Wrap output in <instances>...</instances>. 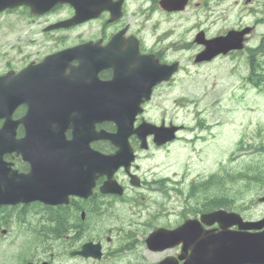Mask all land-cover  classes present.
Returning a JSON list of instances; mask_svg holds the SVG:
<instances>
[{
    "label": "flooded vegetation",
    "instance_id": "flooded-vegetation-1",
    "mask_svg": "<svg viewBox=\"0 0 264 264\" xmlns=\"http://www.w3.org/2000/svg\"><path fill=\"white\" fill-rule=\"evenodd\" d=\"M27 1L29 0H23L22 5L0 12V77L6 75V78L0 80V115L5 114L13 105L11 101H7V95L13 88L12 82L17 74L24 68L40 61V56H38L40 51L35 53L30 51V48L38 43L40 35H43V41L58 44L66 38L63 33L74 31L69 42L62 43L59 47L55 45L54 48L47 50V53L87 43L92 51H95L94 46L96 45L99 48L103 47L105 49L103 57L107 59L108 66L102 69L98 75L104 81L112 79L114 75L112 66L122 67L123 73L131 75L146 63L150 65L153 63L161 65L178 63V59L171 57L172 53L191 50L196 53L200 52L204 47L199 40L224 35L230 29L237 31L246 29L243 49L246 48L247 52H264V29H260L264 24V0H228L229 3L231 2L228 8L222 7L224 0H94L101 1L103 4L97 17L73 21L60 26H57L60 21L72 19L77 14L76 7L68 2H56L45 11L33 13L31 6L25 4ZM39 1L46 3L52 0ZM82 3V10L92 11V8L89 7V0H82ZM212 3L214 6H210ZM241 7H246L253 13L254 21L242 22V14L239 13V23L218 28L216 30L219 31L216 32L214 29L216 22L224 18V15L233 14ZM205 10H207V16L203 19ZM216 11H218L216 15L218 20L216 22L214 20L213 26L210 27L207 20ZM39 19L44 20L43 23H39ZM17 20L19 21V36H4L1 26L8 25L10 32H17ZM90 23H95L96 28H88ZM22 30L23 34H21ZM23 36L28 38L24 40ZM254 37H257V40L250 44L249 38ZM8 38L14 39L10 43ZM31 54L35 57H32ZM143 56L150 57L143 58ZM71 64L77 66L79 62L73 60ZM89 75L90 71L88 70L82 74L70 71L68 75L69 88H74L79 81L88 85ZM22 77L29 88L30 72L23 73ZM173 78L174 76L167 82L153 86L150 100L157 96L159 88L170 85L174 81ZM27 110V102L17 104L12 111L11 119L18 120ZM63 111L67 113L65 109ZM70 114L73 113L70 112ZM141 118L142 116L136 118L134 127L138 125ZM171 122L173 121H168L167 124ZM3 123L4 118L0 117V128ZM101 127L108 132L115 131V126L112 123H105ZM183 128L187 130L185 126ZM25 134L26 128L23 124L15 126L14 134L9 132L3 134L6 140H0V158L2 157L3 161L10 164L11 169L18 173H29L32 168L30 161H34L38 153L39 174L43 175L45 165H42L41 161H45V150L37 151L36 148H31V146L35 147L32 142L20 141L19 139ZM64 134L67 138H71V129L65 130ZM179 136L177 132L175 140H178ZM124 141L133 148L134 159L128 167V171L120 167L113 174L114 181L123 190L122 194L102 191L101 188L107 180L105 174H100L95 178L91 191H89L88 169L87 165L82 163L78 167L81 172V185L78 190L83 196L70 193L69 186L65 185L57 197L56 195L52 197L50 203H45L43 200H31L26 203L19 202L14 205L0 206V264L4 257V264H107L106 260L109 258L108 252H104L103 239L110 241L109 231L107 234L105 231L109 227L105 222L109 223L110 215L107 216L106 213L113 212L119 205L131 208L141 204L139 196L145 192L160 193L162 199H166L169 197V191H167L169 185H171V189L174 188V183L180 187L178 181L166 175L156 174L151 179L146 178L138 164L141 153L167 148L173 142L156 146L149 136L146 141V149L142 150L140 139L135 133L124 137ZM89 146L106 154L115 150L109 140L91 139ZM17 148L26 152L27 160L23 158ZM59 153L61 158L67 162L62 167L63 177L71 172V162L74 160V156L78 154L81 157L84 156V152L78 150L73 151L74 156L70 150H61ZM249 189L253 194L262 190L264 195V178L261 186L256 184ZM176 191L182 193L181 188L177 187ZM156 196L152 202L163 203V200L159 199L158 195ZM262 206L264 209V201ZM186 214L188 213L182 211V216L178 219L182 220ZM155 217L154 214L149 215L147 222L142 224L149 225L148 223H152ZM243 217L254 219V217L244 214ZM176 223L171 222L168 227H173ZM118 228L123 229L122 227ZM14 229L17 236L9 238L4 236L7 233H13ZM89 240L101 243L103 252L99 258L76 253L81 245ZM3 243L7 245L6 249L1 247Z\"/></svg>",
    "mask_w": 264,
    "mask_h": 264
},
{
    "label": "rangeland",
    "instance_id": "rangeland-1",
    "mask_svg": "<svg viewBox=\"0 0 264 264\" xmlns=\"http://www.w3.org/2000/svg\"><path fill=\"white\" fill-rule=\"evenodd\" d=\"M230 5L231 2L224 0L222 7L228 8ZM214 13H210L213 16L207 20L210 27L214 20H218V11ZM239 13L242 14V22L254 21L253 13L246 7H241L231 15H224V18L216 22L214 29L239 23ZM206 16L207 10L203 19ZM43 21L38 20L39 23ZM17 24V32H10L8 25L1 26L2 34L9 37L19 36L18 20ZM88 28H96V24L90 23ZM260 29H264V24ZM73 32L63 33L66 38L62 43L69 42ZM24 36L23 39L26 40L28 37ZM13 39L8 38V41L11 43ZM256 40L257 37L249 38L248 42L251 44ZM62 43L43 41V35H40L38 43L31 46L33 49L39 48L38 56H41L47 49L50 50L55 45L59 47ZM194 52L196 53L191 50L171 54V57L180 60L182 68L170 85L157 90V96L146 105L144 114V118L149 121L159 123L163 119L183 124L187 132L184 130L181 133L183 138L167 149L141 153L138 162L146 178L151 179L156 174L168 175L178 181L180 187L174 183V188L171 189L169 185V197L166 199H162L160 193L145 192L139 196L141 204L131 208L119 205L112 213H106L110 216L109 223H105L114 228L109 234L114 239L108 245L121 247V250L114 252L120 261L109 259L106 260L107 264H129L137 260L154 263L168 254H175L178 249L151 252L144 245L141 248L139 246L149 230L155 226L177 222L182 211L191 209L195 202H204L209 195H221L222 191L230 195L237 193L232 196L231 207L237 208L236 210L246 216L259 217L264 210L257 200L263 194L262 190L255 195L249 189L259 182L255 181L264 178V88L254 87L245 81L249 70L246 48L199 64L193 61ZM31 56L35 57L33 54ZM257 164L260 166L253 169L254 172L249 169L250 176L235 175L236 171ZM229 171L232 173H228ZM218 172L226 178L216 181L211 179V174ZM209 175L211 176L206 181L213 184L209 183L208 185L212 184L209 187L205 183L196 186L194 195L189 200L187 187L191 180H204ZM221 182L224 184L220 185ZM177 187L181 188L182 193L176 191ZM156 195L163 203L152 202ZM151 214L156 216L153 222L143 225ZM118 227L123 229L119 230ZM4 262L5 257L1 264Z\"/></svg>",
    "mask_w": 264,
    "mask_h": 264
},
{
    "label": "water",
    "instance_id": "water-1",
    "mask_svg": "<svg viewBox=\"0 0 264 264\" xmlns=\"http://www.w3.org/2000/svg\"><path fill=\"white\" fill-rule=\"evenodd\" d=\"M0 1L4 3V0ZM67 1L75 5L78 11L77 15L82 16L83 12H80L83 7L82 0ZM89 2L95 1L89 0ZM30 4L33 6L32 3ZM5 5L2 4L1 6ZM244 33H246V29L241 31L229 30L223 36L214 37L206 41L200 40V42L204 43L205 49L196 56L195 61L210 60L219 53L225 54L231 50L241 49ZM82 51L83 49L81 48L77 53L72 52V55L77 56ZM101 52L102 50L96 51L99 55ZM70 56L69 51H63L46 57L44 63L47 67L54 62L56 64L62 63L63 66H66L71 60L69 59ZM102 61V57L98 55L90 59V71L93 80L88 93L86 88L78 89L79 85L74 87V100L73 102L71 101V105H76L78 113L75 123L72 122V124L74 127L78 125L81 130L84 127V131L87 127H92L93 123L105 119L113 120L120 125L127 121L130 123L129 120L134 110L138 108L139 103L142 101L140 98L134 99L133 96L137 94V96L148 98L151 87L162 80L168 79L176 69V64L171 66L154 64L143 69L138 74L135 73L129 76L121 72L118 76H114L111 81L104 82L99 80L96 75L99 69L104 67ZM42 65L44 66L43 63ZM120 70L121 68L117 69V71ZM46 75L41 74V80L38 83L36 92L33 97L29 98L30 103L34 105L33 107L30 105L32 110L28 115L34 118L35 121L39 118L38 111L52 104L58 105L52 94L56 81L49 79ZM62 114L64 115L65 112H62ZM43 117L47 121L48 113H44ZM51 118L55 120V116H51ZM59 118L61 121L65 120L62 115H59ZM151 126V131L154 133L157 142H162L168 137L172 138L171 132L176 129V127H165L163 129L162 127ZM116 136L117 134H112L108 137L116 141ZM117 145L119 147L117 154L109 155L105 159V166L109 170V175L124 159L123 146L120 143H117ZM204 217H206L203 218L205 222L218 221L220 230H201L202 233L199 234L197 225L191 220L172 231H162L158 228L147 237V247L150 249H161L182 242V253L186 249H191L189 255L183 254L179 256L181 259L185 257L183 264H264V228L255 232L249 231V229H261L264 226V218L258 222L243 221L236 213L225 212L222 209L210 212ZM234 224L238 225V230L228 229L229 226ZM82 252L98 255L99 245L89 244ZM160 264H175V262L164 260Z\"/></svg>",
    "mask_w": 264,
    "mask_h": 264
},
{
    "label": "trees",
    "instance_id": "trees-1",
    "mask_svg": "<svg viewBox=\"0 0 264 264\" xmlns=\"http://www.w3.org/2000/svg\"><path fill=\"white\" fill-rule=\"evenodd\" d=\"M260 53L261 54H259V56L257 57V59L255 57L256 56V53L255 52H250L249 53V56L247 58L249 70H248V73H247L246 80L252 86L257 87V88H260V89H263L264 88V64H263L262 55L264 57V52H260ZM258 166L259 165L257 164L256 166H253L250 169L253 170V169L257 168ZM253 172H254V170H253ZM248 173H250L249 168L246 169V170H244V171H238V172H236L237 176H240V177H247V174ZM262 180H263V178H260L259 180L255 181V182L256 183L258 181L259 182H262ZM224 182H221L220 185H223ZM209 183H212L213 184V182H211V181H206L205 182L206 185H208ZM212 184H210V185H212ZM210 185H208L207 187H209ZM224 189H226V188H224ZM236 194L237 193H234V195H236ZM234 195L233 194L230 195L226 191H222L221 192V195L215 194L213 197L209 195V196H207L205 198V205H207L206 207H218V206H224V207H226V206H228V205L231 204V202L233 200V197L232 196H234Z\"/></svg>",
    "mask_w": 264,
    "mask_h": 264
}]
</instances>
